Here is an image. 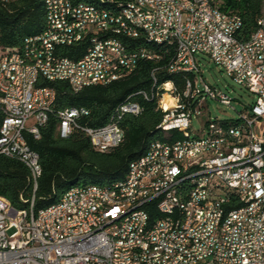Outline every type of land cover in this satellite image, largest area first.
<instances>
[{"label":"built area","instance_id":"obj_1","mask_svg":"<svg viewBox=\"0 0 264 264\" xmlns=\"http://www.w3.org/2000/svg\"><path fill=\"white\" fill-rule=\"evenodd\" d=\"M125 2L153 37L167 39V48L175 51L173 64L163 71L179 74L181 87L171 81L157 85V67L151 94H140L169 99L164 126L175 125L179 138L137 160L126 188L80 190L38 212L32 199L33 213L15 212L0 197V264H264V19L242 42L236 37L241 18L220 12L214 1L196 0L189 13L167 0ZM49 10L45 37L24 41L21 50L3 49L0 39V156L36 173L34 191L42 167L25 135L40 139L56 99L55 90L36 86L39 79L66 82L79 93L122 80L141 61L161 60L160 49H130L128 42L141 37L124 28L129 10L127 16L87 13L67 0H49ZM86 39L80 60L59 55V48ZM199 55L254 96L236 120L211 117L209 101L230 106L231 99L203 79ZM141 112L139 104L126 102L107 125L89 128L78 122L86 109H66L57 114V136L66 139L81 130L95 151L109 153L123 141L121 118ZM196 120L201 127L195 136ZM168 153L179 157L180 168H173ZM191 173H198L197 186L177 199L174 183ZM199 176L215 183L224 179V187L207 193ZM123 194H131V202L116 203ZM136 205H144L142 216L120 220L122 209ZM162 206H171V213H162ZM211 215H218V223H211Z\"/></svg>","mask_w":264,"mask_h":264},{"label":"trees","instance_id":"obj_2","mask_svg":"<svg viewBox=\"0 0 264 264\" xmlns=\"http://www.w3.org/2000/svg\"><path fill=\"white\" fill-rule=\"evenodd\" d=\"M227 14H237L242 26L236 37L246 42L257 28V22L264 19V0H214ZM113 10L115 0H74ZM111 2V3H110ZM114 4V5H113ZM111 7V8H110ZM45 10L40 0H14L9 4L0 3V39L3 49L21 50L26 39L42 34L45 30ZM130 49L148 47L141 37L128 42ZM89 46L88 40L71 47L59 48V55L73 61L80 60ZM152 47V46H151ZM160 49L158 63L141 61L136 71L120 81L108 85L87 87L73 93L66 82H48L39 79L37 87L55 90L53 112L40 130V139L25 135L29 148L38 154L42 175L33 190L32 176L21 162L0 156V197L6 199L14 209L29 207L34 199V211L44 210L60 201L63 194L76 186H109L122 181L130 162L142 158L152 142H171L179 138L176 130L165 132L158 127L163 113L155 99H144L142 92L150 95L153 88L152 71L159 67L157 85L174 81L181 87L179 75L168 76L163 71L175 54L173 48L153 46ZM137 103L142 112L124 115L118 122L123 131L122 143L109 153L94 150L90 139L81 131H74L68 138L57 136L60 111L83 108L86 117L78 122L81 127L101 128L107 125L116 109L126 103ZM173 134V136H172ZM156 214H153L155 218Z\"/></svg>","mask_w":264,"mask_h":264},{"label":"bare ground","instance_id":"obj_3","mask_svg":"<svg viewBox=\"0 0 264 264\" xmlns=\"http://www.w3.org/2000/svg\"><path fill=\"white\" fill-rule=\"evenodd\" d=\"M14 0H10L12 2ZM43 4L45 10V30L42 34L28 38L25 41H32L36 39H41L46 36L48 33V26L50 24V10H49V0H40ZM125 1L128 0H115V5L113 10H107L99 6L88 5L85 3H75L74 0H67V4H75L78 7H82L86 9L87 13H98V14H114V16H127L129 10V17L130 19H124V28L129 31L130 35H140L143 37L146 42L149 44L148 47L145 48L153 49V46L157 47H167V39H159L152 36L150 28H147L146 23H140L137 20V12L136 10H132V3H126ZM204 1H214V0H204ZM9 2V3H10ZM114 2V0H113ZM170 6H179L180 13H189L191 7L195 6L196 0H167ZM215 2V1H214ZM0 3H5V0H0ZM111 3V2H110ZM111 8V7H110ZM220 12H224L220 9ZM152 46V47H151ZM173 64V59L168 62V64L164 67L167 69V66H171ZM166 75L176 76L179 75L177 73H166ZM174 82V81H171ZM169 99L159 98L157 100L158 109H160L163 113V118L159 125V129L165 132L176 130L175 125H165L169 114V107H168ZM165 142H152L145 155L138 159V161H145L146 159L150 158L153 152L156 150L158 145H163ZM121 143L116 145L118 147ZM115 147V148H116ZM168 160H171L173 164V168H180V161L179 157L175 156V153H168ZM137 160L130 162L128 166V171L125 176V179L116 183H113L109 186H97V185H90V186H76L72 187L67 190L60 201L46 209L55 208L60 205V203L64 200V197H70L71 194L76 193L80 190L85 189H98V188H126L127 182L130 181L132 177L133 170L136 168ZM32 179L36 180V173H31ZM198 184V173H191V174H182L179 175L178 181L174 183V190L176 192L177 199H185V191L188 186H197ZM199 184H202V187H207V193H217V187H224V179H216V183L214 180H207V176H199ZM131 202V194H123L116 196V203H128ZM45 210V209H44ZM15 212H25V213H33V203L29 205L26 209H14ZM142 212H144V205H136L125 207L122 209L120 213V220H128L131 218H135L136 216H142ZM162 213H171V206H162ZM211 223H218V215H211ZM209 232H216V225H209Z\"/></svg>","mask_w":264,"mask_h":264},{"label":"rangeland","instance_id":"obj_4","mask_svg":"<svg viewBox=\"0 0 264 264\" xmlns=\"http://www.w3.org/2000/svg\"><path fill=\"white\" fill-rule=\"evenodd\" d=\"M201 64L203 79L212 86L218 87L231 99V105L225 106L216 101H209L208 107L212 118L218 120H236L244 108L254 102V96L244 88L236 85L233 80L220 68L209 62L207 57H197ZM201 127V121L196 120L192 124V132L196 136Z\"/></svg>","mask_w":264,"mask_h":264}]
</instances>
